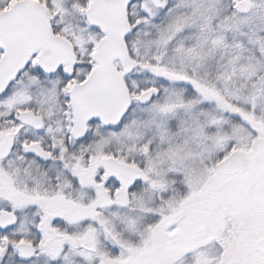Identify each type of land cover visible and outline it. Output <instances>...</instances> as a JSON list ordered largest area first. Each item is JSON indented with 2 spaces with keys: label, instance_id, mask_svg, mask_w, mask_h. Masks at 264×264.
Here are the masks:
<instances>
[{
  "label": "snow or ice",
  "instance_id": "1",
  "mask_svg": "<svg viewBox=\"0 0 264 264\" xmlns=\"http://www.w3.org/2000/svg\"><path fill=\"white\" fill-rule=\"evenodd\" d=\"M0 264H264V0H0Z\"/></svg>",
  "mask_w": 264,
  "mask_h": 264
}]
</instances>
